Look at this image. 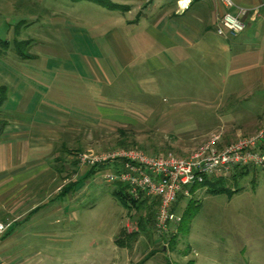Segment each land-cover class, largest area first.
Segmentation results:
<instances>
[{"label": "crops", "instance_id": "0c3cea01", "mask_svg": "<svg viewBox=\"0 0 264 264\" xmlns=\"http://www.w3.org/2000/svg\"><path fill=\"white\" fill-rule=\"evenodd\" d=\"M106 1H77L101 8L102 18L87 27L64 28L71 47L64 83L56 81L52 65L0 72V90L8 93L0 106V220L18 219L0 238L2 256L19 248L27 231L56 235L60 222L68 227L62 212L75 199L62 193L86 173L74 168L67 145L85 126L110 119L99 111L98 97L102 84H111L122 72L133 78L138 69L147 77L176 71L180 83L192 78L194 93L203 96L197 100L201 124L209 127L194 133L203 143L217 137L219 148L226 147L264 125V0H233L250 12L245 31L236 38L217 34L224 10L220 0ZM180 1L188 7H180ZM50 19L58 41L61 19ZM11 61L28 66V60ZM68 82L79 90L71 99L81 112L63 107Z\"/></svg>", "mask_w": 264, "mask_h": 264}, {"label": "rangeland", "instance_id": "374dc122", "mask_svg": "<svg viewBox=\"0 0 264 264\" xmlns=\"http://www.w3.org/2000/svg\"><path fill=\"white\" fill-rule=\"evenodd\" d=\"M77 1L0 0V40L8 42L0 47V72L52 65L58 72L56 81L64 83L62 71L71 64L69 58L67 62L71 47L64 28L80 24L87 27L102 18L98 12L103 11L101 8ZM54 10L59 14L52 15ZM52 17L61 19L57 22L63 25L56 36L58 41L53 36L57 30ZM18 50L38 58L29 59L27 67L19 68L11 61L21 59ZM135 73L138 76L130 78L122 72L114 84H102L98 107L110 119L74 134L67 145L72 148V162L80 152L136 148L157 156L186 157L205 144L194 135L209 127L201 124L197 100L203 96L194 93L192 78L180 83L176 71L154 77H147L139 69ZM70 86L63 107L71 108L66 111L72 114L81 112L76 100L71 99L79 90ZM2 95L0 90V98ZM4 95L8 96L7 91ZM103 168L69 193L75 200L66 213L62 212L67 228L64 221L59 223L56 235H31L27 231L20 238L19 248L12 247L9 254L0 255V264H264V169H250L242 177H234L232 171L220 185L228 191L218 195L207 192L209 185L195 187L177 204L181 223L160 236L150 225L147 232L141 231L140 214H130L113 196V185L104 179L109 170ZM17 221L1 222L11 224V229ZM135 229L138 236L131 241L125 239V247L115 244L119 237L124 239L120 235L123 231L128 236L136 233Z\"/></svg>", "mask_w": 264, "mask_h": 264}, {"label": "built area", "instance_id": "2783aa9c", "mask_svg": "<svg viewBox=\"0 0 264 264\" xmlns=\"http://www.w3.org/2000/svg\"><path fill=\"white\" fill-rule=\"evenodd\" d=\"M220 4L224 10L217 34L224 38L240 36L246 29L245 19L250 12L233 0H220ZM178 5L187 8L189 4L180 1ZM263 143L264 125L254 135L222 148L218 146V138L213 137L186 157L157 156L136 148L79 153L76 162L77 169L84 173L93 168L110 167L104 174L105 181L126 186L135 201L157 200L155 231L162 236L181 223L174 207L180 196H190L191 188L203 185L207 179L225 178L236 168L264 169ZM10 227L11 224L0 221V235Z\"/></svg>", "mask_w": 264, "mask_h": 264}, {"label": "trees", "instance_id": "16d2710c", "mask_svg": "<svg viewBox=\"0 0 264 264\" xmlns=\"http://www.w3.org/2000/svg\"><path fill=\"white\" fill-rule=\"evenodd\" d=\"M8 42L7 41H2L0 40V47L2 46H7ZM20 45H18L19 48ZM19 57L22 60H29L32 57L23 54L20 50L17 51ZM2 54V50H0V55ZM2 96L0 98V106L1 104H3V102L5 101V95L2 92ZM73 166L74 168L77 169V162L74 161L73 162ZM107 170H110V167H107ZM102 169H104L103 167H99V168H93L90 171H88L85 175V177L81 180V183L83 181H87L89 178H91L92 176L98 174ZM250 169H255V168H249V167H245V168H236L234 177H242L245 174L250 172ZM78 170V169H77ZM225 179L223 178H214V179H207L205 181V183L203 185H201L202 187H206V186H210L211 188L207 191L211 194L214 195H218L221 193H224L225 191H228V189H226L224 186H220L222 184H224ZM81 183L78 182H74L71 185H69L67 187V189H65L63 191V193L66 195L67 193H70L73 189H76L77 186H79ZM113 185V196L115 198H117L123 206H125L130 212V214H132L133 212L139 213V222L138 225L141 228V231L147 232V225H150V227H155L156 224V217H157V210H158V201L157 200H152V199H148L145 198L142 201H135L129 194L128 188L122 184H112ZM198 187V186H195ZM195 187L191 188L190 193L195 190ZM182 199H184L183 196H180L175 207L174 210L176 212V208H177V204H179V201H181ZM12 229V228H11ZM10 229V230H11ZM10 230L6 233V235H8L10 233ZM138 232L134 233L133 235H126L125 232L123 231L120 235H124V239L119 237L118 239H116L115 244L119 247H125V243L127 241H125V239H129L130 241L133 239H135L138 236ZM126 235V236H125ZM124 240V241H123Z\"/></svg>", "mask_w": 264, "mask_h": 264}]
</instances>
